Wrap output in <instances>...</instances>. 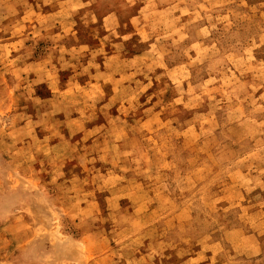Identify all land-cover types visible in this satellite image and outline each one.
I'll return each instance as SVG.
<instances>
[{
    "label": "rangeland",
    "instance_id": "rangeland-1",
    "mask_svg": "<svg viewBox=\"0 0 264 264\" xmlns=\"http://www.w3.org/2000/svg\"><path fill=\"white\" fill-rule=\"evenodd\" d=\"M0 264H264V0H0Z\"/></svg>",
    "mask_w": 264,
    "mask_h": 264
}]
</instances>
